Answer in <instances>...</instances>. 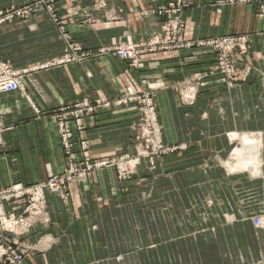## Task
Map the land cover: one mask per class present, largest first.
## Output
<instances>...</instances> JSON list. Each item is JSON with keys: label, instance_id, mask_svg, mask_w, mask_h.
Listing matches in <instances>:
<instances>
[{"label": "crops", "instance_id": "crops-1", "mask_svg": "<svg viewBox=\"0 0 264 264\" xmlns=\"http://www.w3.org/2000/svg\"><path fill=\"white\" fill-rule=\"evenodd\" d=\"M31 1L0 0V9ZM166 2L61 0L56 8L74 44L95 51L160 32L163 18L147 11ZM184 19L186 39L247 35L248 51L238 60L232 85L220 74L194 83L197 73L217 63L214 50L194 47L143 55L137 69L113 55L41 68L24 78V91L0 93L2 186L38 183L66 170L51 113L82 99L149 90L164 142L185 146L158 159L155 169L142 161L130 180L104 168L70 183L66 200L47 192L50 223H36L24 239L34 246L25 249L22 264H264V227H254L237 210L241 187L219 163L232 147L228 132L264 129V12L257 1L191 0ZM62 38L41 12L0 27V57L28 67L63 55ZM187 83L195 86L191 105L179 93ZM136 116L132 106H113L87 117L85 138L93 156L134 154ZM75 136L78 143L76 130ZM259 184L264 202V178ZM206 198L213 205L198 210ZM13 208L15 203L7 204Z\"/></svg>", "mask_w": 264, "mask_h": 264}, {"label": "built area", "instance_id": "built-area-1", "mask_svg": "<svg viewBox=\"0 0 264 264\" xmlns=\"http://www.w3.org/2000/svg\"><path fill=\"white\" fill-rule=\"evenodd\" d=\"M61 0H32L20 6H10L0 9V27L16 21L27 20L32 16L49 12L57 24L64 41L67 44L63 58L48 65L39 67L16 68L8 60L0 57V93L21 90L24 91V78L31 72L58 64L82 61L94 57L113 55L128 63L130 68L140 67L143 55L183 49L210 48L217 54V63L213 70L195 75L194 83H199L206 77L220 74L228 85L235 82V71L240 56L248 51L247 35H226L210 38L186 39L184 12L191 0H168L148 12H156L163 18L162 30L146 40L138 42H118L104 45L98 50H83L77 47L65 30L58 17L56 4ZM230 2H259L260 10L264 12V0H229ZM181 99L185 105L193 104L196 92L191 83L179 87ZM29 98V96L27 95ZM30 105L40 112L33 101ZM113 106H132L137 110L136 119L132 125V142L135 153L111 155L95 158L91 153L85 138V119L92 117L101 109ZM56 122L62 147L67 156V168L59 174H52L46 180L25 185L12 183L9 186L0 185V258L3 264H21L25 249L19 247L24 242L17 237L30 232L36 222L45 225L50 223L46 193H53L63 200L68 198L69 185L79 181L89 173L114 168L121 181L137 176L138 167L142 161H147L150 169H155L157 160L162 156L185 148L184 145L165 143L162 138L161 125L157 114V105L149 90L140 92H121L113 99L97 98L82 99L60 106L52 111ZM1 126V123H0ZM75 130L79 141L75 140ZM16 204V208L7 209V204ZM18 207V208H17Z\"/></svg>", "mask_w": 264, "mask_h": 264}, {"label": "rangeland", "instance_id": "rangeland-1", "mask_svg": "<svg viewBox=\"0 0 264 264\" xmlns=\"http://www.w3.org/2000/svg\"><path fill=\"white\" fill-rule=\"evenodd\" d=\"M47 13L52 19L51 14L49 12ZM62 39L64 41V38ZM66 47L67 44L64 41V54ZM63 55L30 65L28 66V68H34L48 64L50 65L56 62L57 60L62 59ZM253 135L254 137L252 138ZM227 137L231 141L232 147L231 149H229L228 153L224 157L222 156L219 159V163L224 167L226 171L231 172L232 176H234L233 181L237 185V188L241 187V195L239 192H237V210H241L244 215L251 219L254 227L263 228L264 202L260 200V196L262 197V195H260L261 188L259 187V183L260 180H263L264 178V129L261 131L253 130L245 132L230 131L227 133ZM243 138L248 139L249 143H251V146L247 147V151L243 146ZM212 205V200L210 198H206L204 204L198 205V210L204 208V212L208 211L209 207H211ZM36 223L42 222L39 221ZM36 223H34V225ZM34 225L32 226V228L34 227ZM29 233L17 237L27 246L24 247V244L22 243V245L20 244L19 247H22L24 249L33 248V244L24 241V239L29 235ZM0 264H3L1 258Z\"/></svg>", "mask_w": 264, "mask_h": 264}, {"label": "bare ground", "instance_id": "bare-ground-1", "mask_svg": "<svg viewBox=\"0 0 264 264\" xmlns=\"http://www.w3.org/2000/svg\"><path fill=\"white\" fill-rule=\"evenodd\" d=\"M254 137V135L252 136V138ZM244 138H246V137H244ZM243 138V139H244ZM250 140H251V138H250ZM262 143V142H261ZM263 143H264V141H263ZM251 143H249V140L248 139H244V141H243V146H244V148L246 149V151H247V147H250L251 145H250Z\"/></svg>", "mask_w": 264, "mask_h": 264}]
</instances>
